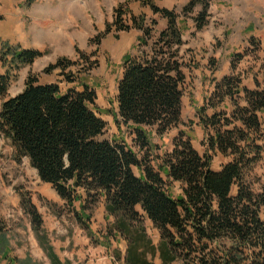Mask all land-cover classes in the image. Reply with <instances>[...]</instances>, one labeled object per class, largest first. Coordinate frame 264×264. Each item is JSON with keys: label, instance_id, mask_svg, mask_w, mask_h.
Masks as SVG:
<instances>
[{"label": "trees", "instance_id": "obj_1", "mask_svg": "<svg viewBox=\"0 0 264 264\" xmlns=\"http://www.w3.org/2000/svg\"><path fill=\"white\" fill-rule=\"evenodd\" d=\"M198 4L190 1L185 14ZM203 5L195 19L198 28L206 22L208 5ZM151 8L168 22L158 36L155 21L150 25L145 16L127 14L123 5L114 22L119 32L141 31L136 52L123 57L113 112L118 126L130 131L134 148L124 138L100 139L107 124L96 112L94 87L82 82L81 90H63L56 83H40L34 75L20 93L3 100L0 136L10 140L17 158L29 159L41 180L73 207L81 224L90 220L88 204L105 201L106 215L114 219L112 238L127 241L125 256L116 252L123 264H264V180L256 190L250 177L264 155V69L254 75V89L244 83L245 74L237 72L249 52L260 49L261 40L252 35L253 50L233 56L234 73L216 81L198 107L207 135V151L201 154L181 127L187 74L180 55L185 44L180 15L155 4ZM0 45L3 97L18 71L44 51L1 38ZM74 63L60 58L45 72L61 69L65 74ZM69 81L75 82L76 76ZM174 129L179 133L172 148L156 156L151 135L164 136ZM217 154L229 158L220 170L211 164ZM22 205L40 232L43 219L36 206L25 196ZM146 219L160 233L158 244L144 226ZM7 244V226L0 219V248ZM46 249L53 264H64L52 247ZM25 263L32 264L30 259Z\"/></svg>", "mask_w": 264, "mask_h": 264}, {"label": "rangeland", "instance_id": "obj_2", "mask_svg": "<svg viewBox=\"0 0 264 264\" xmlns=\"http://www.w3.org/2000/svg\"><path fill=\"white\" fill-rule=\"evenodd\" d=\"M190 1L0 0V38L23 48L40 47L44 51L33 64L18 71L7 94L0 97V108L4 99L24 89L30 75L42 84L56 83L63 90L74 87L81 90V83L86 82L96 89V112L107 124L100 139L124 138L134 148L130 131L124 125L118 126L113 112L117 109L123 57L128 52H136L134 46L141 31L134 28L119 32L114 22L117 8L123 5V9L130 11L127 14L145 16L150 25L155 21L154 34L158 36L168 22L153 12L151 4H155L180 15L185 41L180 55L186 63L187 74L181 127L191 136L194 147L205 154L207 135L197 109L211 95L216 81L234 73L233 56L253 50L249 44L252 35L261 40V47L249 52L237 72L245 74L244 83L254 89V75L264 69V0H198L195 11L186 15L184 8ZM202 3L208 5V11L205 25L198 28L195 19L204 10ZM60 58L75 63L65 74L61 69L45 72ZM71 75L76 76L75 82L69 81ZM178 133L177 129L164 136L154 132L151 140L157 148L153 153L157 156L170 150ZM15 155L10 140L0 136V219L7 226L8 238L7 247L0 248V264H22L25 259H30L32 264H53L46 249L49 246L64 264H123L116 252L125 256L127 241L112 238L114 219L107 217L105 201L88 204L86 213L90 220L86 221L87 225L81 224L73 207L51 184L41 180L29 159ZM228 160L222 155H213L212 168L220 170ZM250 177L253 187L260 190L264 180V155ZM173 190L175 195L180 194V184H173ZM23 196L32 201L43 219L40 232L35 230L31 215L22 205ZM76 207L80 211L81 203L76 202ZM144 226L158 244L161 239L158 230L147 219ZM6 248L8 256L4 255ZM155 261L161 263L159 258Z\"/></svg>", "mask_w": 264, "mask_h": 264}, {"label": "crops", "instance_id": "obj_3", "mask_svg": "<svg viewBox=\"0 0 264 264\" xmlns=\"http://www.w3.org/2000/svg\"><path fill=\"white\" fill-rule=\"evenodd\" d=\"M40 48V47H39ZM39 48H36V49H39ZM39 50H42V49H39ZM43 51V50H42Z\"/></svg>", "mask_w": 264, "mask_h": 264}, {"label": "water", "instance_id": "obj_4", "mask_svg": "<svg viewBox=\"0 0 264 264\" xmlns=\"http://www.w3.org/2000/svg\"><path fill=\"white\" fill-rule=\"evenodd\" d=\"M35 170H36V172L38 173V171H37V169L36 168H34Z\"/></svg>", "mask_w": 264, "mask_h": 264}]
</instances>
